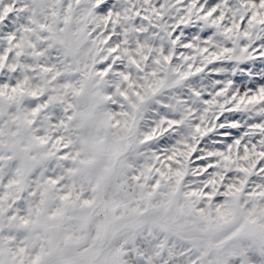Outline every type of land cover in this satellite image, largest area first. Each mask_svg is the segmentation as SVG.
Segmentation results:
<instances>
[{
	"label": "snow or ice",
	"instance_id": "snow-or-ice-1",
	"mask_svg": "<svg viewBox=\"0 0 264 264\" xmlns=\"http://www.w3.org/2000/svg\"><path fill=\"white\" fill-rule=\"evenodd\" d=\"M0 264H264V0H0Z\"/></svg>",
	"mask_w": 264,
	"mask_h": 264
}]
</instances>
